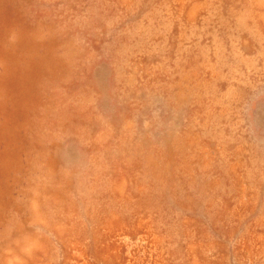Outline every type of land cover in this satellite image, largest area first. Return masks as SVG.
<instances>
[{"label":"rangeland","instance_id":"1","mask_svg":"<svg viewBox=\"0 0 264 264\" xmlns=\"http://www.w3.org/2000/svg\"><path fill=\"white\" fill-rule=\"evenodd\" d=\"M0 264H264V0H0Z\"/></svg>","mask_w":264,"mask_h":264}]
</instances>
